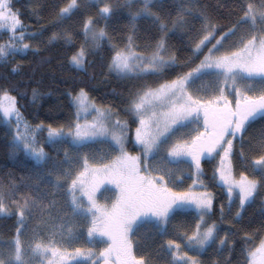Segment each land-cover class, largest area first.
I'll return each mask as SVG.
<instances>
[{
  "label": "snow or ice",
  "instance_id": "obj_1",
  "mask_svg": "<svg viewBox=\"0 0 264 264\" xmlns=\"http://www.w3.org/2000/svg\"><path fill=\"white\" fill-rule=\"evenodd\" d=\"M134 2L139 8L132 11ZM192 2L184 0L175 17L162 18L152 10L158 0H66L50 5L52 19L30 32L13 0H0L3 65L30 49L39 52L38 38L51 27L48 43L63 42L73 69L86 72L88 57L108 41L107 75L133 82L121 101L126 119L79 87L66 93L72 117L35 125L24 118L15 89L0 85V122L15 125L10 148L35 162L19 183L0 180V213L16 215L19 225L0 247V264H153L145 225L166 264H205L201 256L210 248L218 255L235 251V234L220 236L212 219L215 196L203 162L216 161L211 181L226 192L220 221L231 216L238 223L264 193V0H246L242 15L223 30L204 13L193 30ZM120 8L129 9L130 32L112 42L107 22ZM77 15H84L80 33L69 23ZM147 18L159 35L141 47L136 21ZM100 20L105 24L97 27ZM178 32L187 36V59L170 44ZM21 67L16 63L11 72L20 74ZM38 97L33 88L32 102ZM257 122L259 129L248 134ZM93 144L107 150L99 156L86 151ZM237 162L243 168L238 175ZM105 193L111 195L100 203ZM57 204L62 214L53 216L48 209ZM29 221H35L31 228ZM262 233L244 231L238 264H264Z\"/></svg>",
  "mask_w": 264,
  "mask_h": 264
},
{
  "label": "trees",
  "instance_id": "obj_2",
  "mask_svg": "<svg viewBox=\"0 0 264 264\" xmlns=\"http://www.w3.org/2000/svg\"><path fill=\"white\" fill-rule=\"evenodd\" d=\"M63 2H66V0H13V6L19 10L20 18L27 26L28 31L35 32L42 25H47L52 19L53 13L49 6L53 3L59 5ZM112 2L123 4L124 0H112ZM183 2L184 0H158L152 10L162 18L175 17L178 6ZM252 2L258 4L259 0H252ZM244 3H246V0H193L192 15L188 17L191 28L193 30L200 28L199 17L201 13L211 17L213 22L220 26L221 30L230 27L232 22L242 15L239 8ZM138 8V2H134L131 6L132 11ZM128 12V8H120L116 15L107 22L108 32L113 37L112 42L122 41L130 32ZM92 14H95V10H92ZM83 19L84 15H77L69 22L75 32H81ZM104 24L105 21L100 20L97 27ZM52 31L51 27H46L44 36L38 38L39 52H33L30 49L24 55H17L6 66L0 62V85L15 89L12 95L17 96L18 106L24 118L32 125L38 124L42 120L46 124L65 123L74 115L75 111L70 107V101L66 93L73 89L78 90L79 87H85L89 95L98 104H110L120 112L122 119H126L127 117L122 111L124 105L121 101L127 95L128 90L133 87V82L121 81L115 78L114 75H107L106 64L110 56V43L105 41L94 55L88 57L90 65L87 67L86 72L77 71L68 64L67 57L70 55V51L62 41L53 44L48 43L47 38ZM0 35L3 36V39H7L6 35ZM158 35L159 33L152 24L151 18L136 21V43L141 47L151 42ZM30 42L34 47L37 46V40ZM78 44L79 38L77 39ZM170 44L174 46V50H179L180 59H187L190 55L187 36L178 32L172 37ZM16 63L22 65L21 72L18 75L11 72L12 66ZM17 85L19 87H16ZM33 88L39 92V97L34 103L32 102ZM134 126L132 125V127ZM259 127L260 124L257 122L248 134H253ZM13 134L8 125L0 122V180L14 178L19 183L21 177L27 178L33 173L35 162L25 158L23 153L12 152L10 144ZM46 151H49L51 156H56L53 150L46 149ZM238 151L239 148H237ZM62 157L63 151L61 150L58 159ZM215 162L210 163L207 158L203 162L204 178L209 183V190L215 196L212 219L219 222L220 236H223L225 232L235 234L231 236V239L236 242L235 251L229 254L226 248L223 253L218 255L210 248L207 253L201 256V259L205 261V264H211L214 260H218L220 264H226L228 260L231 261V264H238L242 259L240 249L244 247L242 243L244 231L252 232L264 228V193L257 196L256 201L244 210L238 223L232 221L231 216H227L223 221H220L219 209L221 203L226 201V192L220 185L211 181ZM241 170L243 168L237 162L235 169L237 175ZM187 182H191V180H187ZM184 185L187 186V183L185 182ZM44 187V185H41V188ZM47 190L54 192V189L50 186ZM52 198V196H49L45 203H48ZM234 211L235 209H233V214ZM36 214H39L38 211ZM45 214H47V211ZM17 220L18 217L11 212L0 213V243L6 244L15 235V229L19 226ZM34 223L35 221H29V227L31 228ZM141 231L145 233L146 251L151 255L153 264H166L165 258L160 257L156 252L157 244L151 239L152 234L149 231V226L145 225Z\"/></svg>",
  "mask_w": 264,
  "mask_h": 264
},
{
  "label": "rangeland",
  "instance_id": "obj_3",
  "mask_svg": "<svg viewBox=\"0 0 264 264\" xmlns=\"http://www.w3.org/2000/svg\"><path fill=\"white\" fill-rule=\"evenodd\" d=\"M198 84L200 83L199 81L197 82ZM9 126V125H8ZM10 127V129H11V132H12V134L14 133V129H15V127H14V123L11 125V126H9ZM135 127V126H134ZM134 127H133V129H134ZM14 135V134H13ZM12 135V136H13ZM45 135H46V133H45ZM107 150V145H105V144H93V145H90V147H89V149H86V151H92V152H95L98 156L99 155H102L103 154V152L104 151H106ZM54 192H55V190H54ZM106 195H111L110 193H105L104 195H101L100 196V203H105V199H104V196H106ZM57 200H59L60 198L58 197V196H56L55 197ZM114 198V197H113ZM109 203H110V201H109ZM60 207H61V205L60 204H57V205H54V206H52L51 207V209H49V211L52 213V215L53 216H57V215H59V214H62L61 212H60ZM47 215V214H46ZM6 244H3V243H0V247H4Z\"/></svg>",
  "mask_w": 264,
  "mask_h": 264
},
{
  "label": "crops",
  "instance_id": "obj_4",
  "mask_svg": "<svg viewBox=\"0 0 264 264\" xmlns=\"http://www.w3.org/2000/svg\"><path fill=\"white\" fill-rule=\"evenodd\" d=\"M189 183H191V182H188L187 184H189Z\"/></svg>",
  "mask_w": 264,
  "mask_h": 264
}]
</instances>
